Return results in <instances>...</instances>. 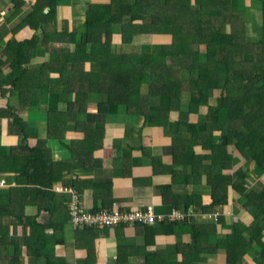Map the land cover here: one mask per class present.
I'll use <instances>...</instances> for the list:
<instances>
[{"label":"trees","instance_id":"16d2710c","mask_svg":"<svg viewBox=\"0 0 264 264\" xmlns=\"http://www.w3.org/2000/svg\"><path fill=\"white\" fill-rule=\"evenodd\" d=\"M65 1L35 0L29 11L22 13L26 0H12L5 23H11L17 16L18 23L11 26L12 40L0 47V68L9 69L0 87L9 85L10 90L18 92L19 98L12 104L6 102V109L39 106V87L32 91L25 85H49L50 92L57 94V101L47 113L48 137L63 145L66 132L74 129L84 132L85 138L94 142L113 108L126 106L129 115L144 117L149 123L159 118L163 123V119H169L171 106L187 89L200 110L194 117L201 119V127L185 125L193 137H198L207 147L212 155L209 158L217 164L222 163L224 172L227 165L231 169L236 158L245 163L254 161L256 168L264 171V0H249L252 8L258 7L255 9L261 13V33L256 38L249 32L247 19L240 14L245 13L244 8H249L245 6L246 0H241L244 8L237 5L238 0H87L84 13L82 9L76 12L80 3L71 0L67 14L70 15L74 6L72 31L67 17L64 29L50 33L48 26H53L57 8ZM236 9L243 12L237 13ZM25 27L35 32L33 37L16 40L15 34ZM159 34L167 36L168 43H152V37ZM51 41L67 45L49 47ZM39 47L51 50L49 60L37 72H30L27 66L33 62ZM95 99L99 113L105 116L101 123L93 119L94 114H87V100ZM211 99L214 105L210 104ZM62 103L66 106L61 108ZM9 111L6 115L12 120L11 126L22 139L19 145L10 147L0 156V256L9 246L11 218L24 225L21 230L24 243L13 247L10 261L0 258V264H22L17 261L22 247L26 248L29 258L53 264L51 258L55 257L56 247L64 244L65 218H70L74 225L70 209L72 193L57 188L74 191L79 197L78 205L88 214L111 212L121 207L111 208L112 182L109 181L104 188L111 202L96 210H86L81 201L86 189L95 190L96 204L98 196L103 200L105 195L98 194L96 184L66 182L63 171L73 157L71 171L74 163L86 166L82 159L92 156L89 147L83 145L78 150L71 147V143L63 145L65 151L62 148L60 154L69 152L71 159L56 160L47 140H40L34 147L28 146V124L18 112ZM191 112L192 109L181 111L180 119L188 122L193 116ZM185 159L182 169L191 170L192 165L187 163L189 158ZM168 171L175 174L173 168ZM249 173L248 169L240 170L234 178L244 183ZM219 177L207 185L213 201L211 206L200 205L207 217L229 201L231 181L227 179L225 183L226 179ZM7 180L9 182L3 185ZM241 186L239 193L261 214L256 228L262 231L264 186L261 192L256 189L247 192L248 184ZM234 189L238 190L236 185ZM161 190L169 191L170 187ZM64 194L71 196L68 203L64 201ZM177 197L174 206L179 211L175 215L182 217L171 220L188 222L193 212L192 196ZM198 227L191 218L192 243L187 245L188 252L182 254L186 264L196 263L203 252L196 248ZM76 228L99 230L101 227L83 225ZM258 235L256 244L263 247L264 255L263 234ZM225 250L227 264H243L245 246L227 245ZM217 251L218 248L213 250ZM56 261L55 264H60L58 258Z\"/></svg>","mask_w":264,"mask_h":264},{"label":"crops","instance_id":"0c3cea01","mask_svg":"<svg viewBox=\"0 0 264 264\" xmlns=\"http://www.w3.org/2000/svg\"><path fill=\"white\" fill-rule=\"evenodd\" d=\"M67 1L60 2L56 21L53 26H48L49 31L64 29L67 17L70 18L68 26L72 31L75 23L74 6L71 12L69 11L70 15L67 14V7L71 6L72 1H77L81 5L78 4L76 12L80 9L83 13L85 12L87 0ZM241 2L238 0L237 5L244 8V4L242 6ZM0 3L2 4L0 12L4 13L0 15V47H2L8 40H12L10 29L12 25L18 23V16L13 18L11 23L4 24L5 18L11 12L9 9L12 7V0L10 2L0 0ZM34 3L35 0H26V6L23 7L22 13L29 11L30 6ZM245 6L256 10L252 8V3L249 0L245 1ZM236 11L237 13L243 12ZM248 24L250 23L248 22ZM250 29L255 34L251 26ZM34 34L33 30L25 27L19 30L14 38L16 40L29 39ZM55 44L57 45L51 41L49 47H53ZM57 46L65 47L63 44ZM50 51L45 47H39L33 62L27 66L28 70L37 72L41 65L48 62ZM8 73L9 69L2 66L0 81L4 80ZM8 86L0 87V156L6 154L10 147L19 145L22 139V136L17 134L15 127L11 126V118L6 115V111H9L6 109V102L12 104V102H18L19 98L18 92L10 90ZM25 87L32 91L39 87L37 90L40 92L39 106L26 109L15 108L9 112H18L28 124L29 147L36 146L40 140H47V146L53 149L55 159H63L62 161L71 159L69 152L60 154L62 148L65 151L63 145L67 146L71 143L70 146L78 150L82 149L83 145L89 147L88 150L92 156L86 155L82 159L86 166L79 162L74 163L71 171L73 157L71 161L67 162L66 169L63 171L66 182L96 184L99 189L98 194L105 195L103 200L98 196L99 201H96L98 202L96 204L95 190L86 189L81 198L86 210H96L102 204L111 202L106 197L108 192L104 188V185L111 181V208L118 206L123 210H146L148 207H152L156 216L166 219L150 226L127 225L100 228L99 230H82L72 225L70 218H65L64 244L56 247L55 257L51 258L53 264L57 262V258L60 260V262L58 261L60 264H186L182 254L188 252L187 245L192 243L191 218L199 226L196 248L198 251L203 249L200 259L194 264H227L225 254L227 245L245 246L246 253L243 257V264H264L263 247L256 244L258 233H262L264 245V228L262 231L260 228H256V222L261 220V214L256 206L244 199L242 194L234 189L237 181L234 178L236 172L248 169L250 170L246 178L248 182L245 181V184L240 182V186L248 184L247 192H252L255 189L261 192L264 186V172L255 171L254 161L245 163L238 158L230 165L231 169L227 165L224 172L222 164H215L217 161L209 158L212 155L208 152L207 147L198 137H193L185 125L189 123L201 127L199 124L201 119H195L194 116L187 119L188 122H183L184 119H180L181 111L189 112L192 109L190 114L195 115L193 108L196 107L197 102L194 101L190 91L185 89L182 92L179 100L170 108L169 119H163V123H160L162 119L159 118L154 119L153 123H149L144 117L127 114L126 106H119L113 108L107 120L101 124L104 129L98 136V140L93 142L91 138H85L84 132L70 129L66 132L62 145L57 140L54 141L48 137L46 126L48 110L56 105L57 94L50 92L49 85L40 87L27 84ZM210 104L214 105L212 99ZM87 105V114H94L93 119H97L96 122L101 123L105 116L99 113L96 99L87 100ZM63 106L66 105L62 103L59 107ZM30 113L34 118H30ZM185 157L189 158L187 163L192 165L191 170L182 169V164L186 161ZM170 167L175 170L174 175L168 171L171 169ZM194 168L195 170H193ZM192 170L195 172L190 177L189 174ZM219 176L226 179L225 183L227 179L231 181L229 201L216 211L210 212L207 217V214H203L200 210V205L211 206L213 201L210 187L207 188V185H210ZM7 182L9 181L4 183ZM11 184L14 186L13 182ZM166 187H170V190H161ZM188 195H191L194 201L192 217L188 219V222L187 220L180 222L171 220L179 211L174 206V201L178 199L177 196ZM63 198L66 203L71 200L70 194H64ZM0 223H2L1 220ZM22 229H24V225L19 220L10 219L9 246L0 256L3 261H10L14 246H23ZM206 229L208 231L205 233ZM216 248L218 251L213 252ZM25 250L26 248L22 247L21 255L18 257L16 255L18 262L45 264L43 259L29 258ZM13 261L14 259H12Z\"/></svg>","mask_w":264,"mask_h":264},{"label":"built area","instance_id":"2783aa9c","mask_svg":"<svg viewBox=\"0 0 264 264\" xmlns=\"http://www.w3.org/2000/svg\"><path fill=\"white\" fill-rule=\"evenodd\" d=\"M0 12V15H3ZM62 192H71L73 196L72 203L70 205L72 221L74 225H97L98 227H114V226H150L154 225L157 221L164 220V217H158L152 210V207H148L146 210L132 209L123 210L115 208L111 212H100L96 215L88 214L84 209L78 205L79 197L72 190H64L63 188H57ZM182 217V215H175V218Z\"/></svg>","mask_w":264,"mask_h":264},{"label":"rangeland","instance_id":"374dc122","mask_svg":"<svg viewBox=\"0 0 264 264\" xmlns=\"http://www.w3.org/2000/svg\"><path fill=\"white\" fill-rule=\"evenodd\" d=\"M7 1H11V0H7ZM193 1V0H192ZM1 6H2V4L0 3V8H1ZM255 8H258V7H255ZM10 10V9H9ZM236 10H239V9H236ZM241 15H243L244 16V18H246L247 19V21L251 24H248V27H249V32H250V34H252V35H254L253 37L254 38H256V36L255 35H259L260 33H261V13H260V10H253V9H249V8H245V13L243 12V13H240ZM81 20H82V18H81ZM3 24V23H2ZM4 24H6L5 23V21H4ZM2 26V25H1ZM250 26L252 27V29H253V31L255 32V34H253V33H251V30H250ZM49 31V30H48ZM50 33H52L51 31H50ZM39 36H42V33H39ZM215 40H218L217 38H215ZM152 43H154V44H166V43H168V38H167V36H165V35H162V34H159V35H157V36H153L152 37ZM58 44H61V43H57V45ZM56 45V44H55ZM56 45V46H57ZM63 45H66V44H63ZM43 65H41L39 68H41ZM86 69H88V65H87V68ZM36 70V69H35ZM217 94H218V92H216ZM206 109V108H205ZM200 110H199V108H197V107H194L193 108V114H195V115H198V112H199ZM194 116V115H193ZM30 118H34V116H32L31 115V113H30ZM216 162V161H215ZM217 164V163H216ZM222 164V163H221ZM223 164H224V162H223ZM255 171H257V172H264L263 171V169H258V168H256L255 169ZM237 180V179H236ZM246 182H248V181H246ZM5 184V183H4ZM3 184V185H4ZM236 187H237V191L238 192H241V189H240V184H239V182H237L236 181ZM258 212H259V210H258ZM177 214V213H176ZM174 219H175V215H174V217H173Z\"/></svg>","mask_w":264,"mask_h":264}]
</instances>
